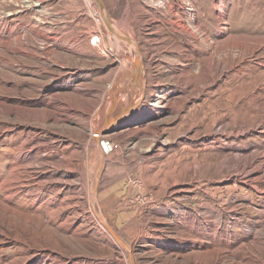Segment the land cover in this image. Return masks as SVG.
Returning <instances> with one entry per match:
<instances>
[{
	"label": "rangeland",
	"instance_id": "374dc122",
	"mask_svg": "<svg viewBox=\"0 0 264 264\" xmlns=\"http://www.w3.org/2000/svg\"><path fill=\"white\" fill-rule=\"evenodd\" d=\"M223 1L0 0V264H264V0Z\"/></svg>",
	"mask_w": 264,
	"mask_h": 264
},
{
	"label": "bare ground",
	"instance_id": "6f19581e",
	"mask_svg": "<svg viewBox=\"0 0 264 264\" xmlns=\"http://www.w3.org/2000/svg\"><path fill=\"white\" fill-rule=\"evenodd\" d=\"M223 0H220V5H219V7H218V9H220V15H224L225 14V10H224V8L221 6V5H223ZM27 9V8H26ZM190 10H192V9H190ZM119 31H121L122 32V30H118V27L116 28V33H110L109 31H108V34H107V36L110 38V40L112 41V42H115L116 40L118 41V45L120 44L121 45V49L120 50H117L118 52H116V57L119 59V61H120V63L121 64H123V63H132L134 66H135V71L131 74V75H128L127 73H125V72H123V71H121L120 69V71L118 72V79L120 80V81H122V82H125L126 84H132V89H133V91H134V99L135 100H133V101H131V103H127L126 105H125V107H124V109H123V114H122V116L119 118V121L117 122V123H120L121 124V122H123L124 120H126V118L130 115V113L132 112V107H133V105H135V104H137L138 102H139V100H140V97H141V95H142V93H143V88H142V84L140 83V81H141V75H142V72H143V70H144V68H143V65H142V58H141V55H140V51L138 50V45H137V42H136V39H135V37H133L132 35H129V34H127L125 31V34H126V39L125 40H122L121 38H119L120 37V35H124V34H121V32H119ZM115 32V31H114ZM99 40H101V43H102V38H100V37H97ZM259 38V37H258ZM234 38H229V41L230 40H233ZM204 41L206 42V43H208V38L207 39H204ZM228 41V42H229ZM256 45H263L264 44V38H261V39H255V40H252ZM236 47H234V50H241L242 51V49L244 48V45L241 43L242 41H241V38H237L236 39ZM251 42V41H250ZM225 47H224V49H222V50H225L226 48H229L230 49V45H229V43H225V45H224ZM212 48H213V45L211 46ZM257 47V46H256ZM232 49V48H231ZM254 50V49H253ZM256 50V49H255ZM254 50V51H255ZM215 53H216V55L217 56H219V53H220V50L219 49H217V50H215ZM136 57V61L134 62L133 60H134V58ZM115 62V61H114ZM214 65H215V67H216V69L218 70V71H224V69L223 68H225L224 67V64H223V61L219 58V59H214ZM121 68V67H120ZM122 69V68H121ZM223 69V70H222ZM126 79L128 80V81H126ZM261 98H262V95L261 94H258V96H256V98H255V100L257 101V102H254V103H251V105H253V107L255 106V108L257 107V109H262V110H264V107H261L260 108V105L258 104V101L259 100H261ZM104 101H106V100H104ZM254 101V100H253ZM105 105V104H104ZM262 105V104H261ZM100 113V112H99ZM118 113V112H117ZM103 117V116H102ZM263 118H264V116H263ZM103 119V118H102ZM106 121V120H105ZM125 122V121H124ZM258 122V121H257ZM111 123V121L110 122H105V126L106 125H109ZM116 123V124H117ZM262 124V123H261ZM264 124V123H263ZM257 126V125H256ZM95 133H97V134H99L100 135V131H97V132H95ZM100 139H101V137H98V135H97V137H91V139H90V143L94 146V147H96L97 148V150H98V154H99V157H100V159H101V162L103 163L104 162V160H105V156H104V154H103V152H101V150L99 149V142H100ZM92 148V147H91ZM102 171V170H101ZM33 186V185H32ZM34 186H36V185H34ZM98 187V186H97ZM9 193H10V195L11 194H14V189H11V190H9L8 191ZM28 192V191H27ZM28 194H30V192H28ZM31 195V194H30ZM95 197H93V195H92V197L90 198V206H91V208H92V211H93V214L95 215V217L97 218V224L99 225H101L105 230H106V233L108 234V233H110V234H112V237H113V239H114V241L116 242V244H117V246H118V248H120L121 250H126V251H130V247L127 245V244H125V242L120 238V237H118L117 236V234H115L104 222H103V220H102V218L99 216V215H97V213L95 212V208H94V206H95ZM91 210V209H90ZM86 219V218H85ZM93 221H95V220H93ZM95 223V222H94ZM97 225V226H98ZM95 229V228H94ZM109 231V232H108ZM96 232V231H95ZM98 232V231H97Z\"/></svg>",
	"mask_w": 264,
	"mask_h": 264
},
{
	"label": "water",
	"instance_id": "95a60500",
	"mask_svg": "<svg viewBox=\"0 0 264 264\" xmlns=\"http://www.w3.org/2000/svg\"><path fill=\"white\" fill-rule=\"evenodd\" d=\"M100 8H102L101 11H103V10L105 9L103 3H101V7H100ZM122 114H123V109H122L120 112H118L116 118H114V119L111 121V123H110L109 125L105 126V128H103L102 130H100V135L103 134V133H105V132H106L108 129H110L115 123H117V122L119 121V118L122 116ZM96 137H97V136H96ZM101 170H102V169H100V171H99V175L101 174ZM98 182H99V176H97V177H96V180H95V184H96V186H97Z\"/></svg>",
	"mask_w": 264,
	"mask_h": 264
}]
</instances>
